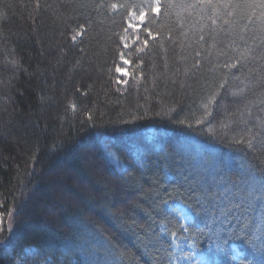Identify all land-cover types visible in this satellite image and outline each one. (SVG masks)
Instances as JSON below:
<instances>
[{
  "label": "trees",
  "instance_id": "16d2710c",
  "mask_svg": "<svg viewBox=\"0 0 264 264\" xmlns=\"http://www.w3.org/2000/svg\"><path fill=\"white\" fill-rule=\"evenodd\" d=\"M140 2L0 0V264H168L172 237L264 264L260 204H229L264 176V0H170L143 52Z\"/></svg>",
  "mask_w": 264,
  "mask_h": 264
},
{
  "label": "snow or ice",
  "instance_id": "6c2138e0",
  "mask_svg": "<svg viewBox=\"0 0 264 264\" xmlns=\"http://www.w3.org/2000/svg\"><path fill=\"white\" fill-rule=\"evenodd\" d=\"M171 6L170 0H141L139 4L133 5V8L135 10L130 11L128 16L125 18V23L126 27L124 28L125 32H128L129 29H131L134 33H136L135 43L136 41H141V37L139 33L142 31L144 32L148 38H151L153 40L159 38L161 36V33L158 32H153L148 25L152 23V21L156 18H158L165 7ZM113 9H117L119 7H123V5H119L116 3H113L111 5ZM189 8H206V9H211L213 15H215L218 11L219 8H227L229 5L227 3H222V0H196L195 3L187 5ZM227 15H231V13H226ZM209 19H212V16L208 17ZM213 23L216 21L213 19ZM81 33H77V35H80ZM76 36L74 35L72 37L73 40H76ZM121 42L123 44V48L127 49L131 47L128 43L125 42V38L121 37ZM201 40L204 39L203 36L200 37ZM141 44L143 46H138L137 51L143 52L145 48L149 44V39L145 38L141 41ZM199 55V53H197ZM120 61L122 62L123 65H130L132 61L128 60L125 56V53L123 51L120 52L119 54ZM140 63H143L142 61ZM239 61H237V64ZM237 64H232L230 67L235 68L237 67ZM116 73L120 74V77H117L116 83H126L125 80H123L121 77L124 76H129L128 69L126 67H121L120 65H117L115 67ZM73 108H75V105H72ZM91 116L89 115V119ZM226 127V126H225ZM240 142L246 143L249 148L252 147V142L251 140H243L241 139ZM239 193V189L237 188L236 192H230L229 189L225 188L222 192H218L215 197H213L212 200L206 201L207 207L204 209L205 211H224V208H221L218 204L215 203V200L220 199V197H223V200L221 203L224 201H228L229 196H235ZM205 196L208 195V192L206 191ZM242 200L241 203H232L229 201V204L231 205L232 208H240L244 202H252V201H257L260 204L262 213L260 216V220L257 227V230L261 233V238H264V176L260 178H252V184L250 185V190L246 194H242ZM166 203V202H165ZM227 207V205H225ZM191 209L185 211L184 216L185 219H191L190 215ZM187 230V229H185ZM172 236H175L176 233L173 232L171 233ZM232 258L235 260H242L246 259L247 257L243 256L241 251L239 249H232Z\"/></svg>",
  "mask_w": 264,
  "mask_h": 264
},
{
  "label": "rangeland",
  "instance_id": "374dc122",
  "mask_svg": "<svg viewBox=\"0 0 264 264\" xmlns=\"http://www.w3.org/2000/svg\"><path fill=\"white\" fill-rule=\"evenodd\" d=\"M126 66L122 65L121 67ZM149 131L151 132L152 129L150 128ZM170 208L179 215L183 223L189 221V219H185L184 213L187 210L183 205L173 203L170 205ZM171 242L172 251L168 264H211L187 239L172 237Z\"/></svg>",
  "mask_w": 264,
  "mask_h": 264
}]
</instances>
